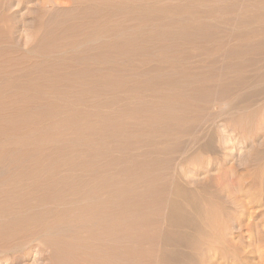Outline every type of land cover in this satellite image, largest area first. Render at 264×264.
<instances>
[{"label":"rangeland","instance_id":"374dc122","mask_svg":"<svg viewBox=\"0 0 264 264\" xmlns=\"http://www.w3.org/2000/svg\"><path fill=\"white\" fill-rule=\"evenodd\" d=\"M262 149L264 0H0V264L121 263L176 177L240 179L215 259L264 264Z\"/></svg>","mask_w":264,"mask_h":264},{"label":"bare ground","instance_id":"6f19581e","mask_svg":"<svg viewBox=\"0 0 264 264\" xmlns=\"http://www.w3.org/2000/svg\"><path fill=\"white\" fill-rule=\"evenodd\" d=\"M254 76V75H253ZM252 77V76H251ZM257 78V77H256ZM262 78V77H261ZM252 79V78H251ZM255 80V78H253ZM246 84V83H245ZM250 86V85H249ZM250 88V87H249ZM242 89V88H241ZM253 89V88H252ZM250 92L252 90H249ZM239 92V91H238ZM261 92V91H259ZM256 93V91H255ZM244 95V94H243ZM257 95V94H256ZM259 95V94H258ZM253 96V95H251ZM255 96V95H254ZM248 97V96H247ZM231 102V101H230ZM242 103V102H241ZM246 103V102H245ZM249 103V102H247ZM263 104V103H262ZM243 106V104H242ZM251 114V113H250ZM208 115V114H207ZM210 115V114H209ZM253 115V114H252ZM251 115H247V117ZM215 117V116H214ZM241 117V116H240ZM245 117V116H244ZM242 117V118H244ZM246 117V118H247ZM263 117V116H262ZM198 120V118H195V120ZM231 119V118H230ZM251 119V118H250ZM212 120V119H211ZM240 120V118H239ZM242 120V119H241ZM246 121V119H244ZM209 121V120H208ZM207 121V122H208ZM232 121V119H231ZM249 121V120H248ZM212 123V121H210ZM209 123V122H208ZM223 123V122H222ZM232 123V122H231ZM230 123V124H231ZM250 123V122H249ZM255 123V122H253ZM252 123V124H253ZM227 124V123H226ZM256 124V123H255ZM260 124V123H258ZM243 125V123H242ZM241 125V126H242ZM246 125V123H245ZM244 125V126H245ZM248 125V124H247ZM246 125V126H247ZM251 125V124H250ZM208 126V125H207ZM233 126V124H232ZM254 126V124H253ZM252 126V127H253ZM201 127V126H200ZM205 127V126H204ZM234 127V126H233ZM252 127H249L251 129H254ZM197 128V127H196ZM214 128V127H213ZM231 128V127H230ZM243 128V127H242ZM247 128V127H246ZM245 128V129H246ZM248 128V129H249ZM195 129V128H194ZM208 129V128H207ZM200 130V129H199ZM206 130V129H204ZM203 130V131H204ZM211 130V129H210ZM244 130V129H242ZM255 130V129H254ZM198 131V130H197ZM209 131V130H208ZM253 131V130H252ZM258 131V130H257ZM196 132V130H195ZM237 132V131H236ZM235 132V133H236ZM244 132V131H243ZM203 133V132H201ZM246 133V132H245ZM251 133V132H250ZM249 133V134H250ZM258 133V132H257ZM237 134V133H236ZM244 134V133H243ZM253 134V133H252ZM247 135V134H246ZM251 135V134H250ZM242 136V135H241ZM254 136V135H253ZM199 137V135H198ZM243 137V136H242ZM247 137V136H246ZM216 138V137H215ZM240 138V137H239ZM244 138V137H243ZM250 139V138H249ZM248 139V140H249ZM254 139V138H253ZM197 140V139H195ZM194 140V141H195ZM203 140V139H202ZM212 140V139H211ZM214 140V139H213ZM208 141H210V139H208ZM206 142L203 146L200 147L201 150H204L206 152L211 153L210 151L213 152V154L216 152L218 154L217 148H213L212 145H214L213 143L210 142ZM250 141V140H249ZM200 142V141H198ZM248 142V141H247ZM202 144V143H201ZM212 144V145H211ZM192 146V145H191ZM219 147V146H218ZM195 148V147H194ZM255 148V147H254ZM198 149V151L200 150ZM220 149V148H219ZM255 150V149H254ZM260 150V149H259ZM263 150V149H262ZM257 151V150H255ZM264 151V150H263ZM262 151V152H263ZM193 152V151H192ZM201 152V151H200ZM261 152V150H260ZM195 153V152H194ZM198 153V152H197ZM196 153V155H197ZM215 153V154H216ZM186 154V153H185ZM191 154V153H190ZM216 154V157H217ZM257 154V152H256ZM255 154V155H256ZM184 155V154H183ZM189 155V154H188ZM211 155V154H210ZM254 155V156H255ZM261 155V154H260ZM260 155H258L260 157ZM263 155V154H262ZM219 156V154H218ZM264 156V155H263ZM190 157V156H189ZM188 157V158H189ZM221 156H219L220 159ZM257 157V155H256ZM253 157V158H256ZM262 157V156H261ZM192 158V157H191ZM197 158V157H196ZM215 158V157H214ZM194 159V158H193ZM252 159V158H250ZM257 159V158H256ZM259 159V158H258ZM213 160V159H212ZM253 161V160H252ZM215 162V161H214ZM217 166V165H216ZM220 166V165H219ZM225 166V165H224ZM223 166V167H224ZM227 167V166H226ZM225 167V168H226ZM230 167V166H229ZM228 167V168H229ZM227 168V170H228ZM260 169V168H259ZM258 169V170H259ZM221 170V169H220ZM226 170V171H227ZM254 170V169H253ZM217 171V170H216ZM221 171H225V170H221ZM225 171V172H226ZM154 172V171H151ZM150 172V173H151ZM218 172V171H217ZM231 173V171H229ZM158 173V172H157ZM220 175L222 174V172H218ZM227 173V172H226ZM255 173H256V169H255ZM254 173V174H255ZM155 174V173H154ZM224 174V173H223ZM161 175V173H160ZM164 176L166 175L163 174ZM162 175V176H163ZM218 175V174H217ZM225 175V174H224ZM233 175V174H232ZM151 176L152 175H148ZM157 176V175H156ZM161 176V177H162ZM178 176V175H177ZM223 176V175H222ZM221 176V177H222ZM228 176V175H226ZM150 177V178H151ZM155 177V176H154ZM179 177V176H178ZM159 178V177H158ZM167 178V177H166ZM165 178V180H166ZM214 178V177H213ZM220 178V177H219ZM226 177H224L225 180ZM153 179V178H152ZM160 179V178H159ZM159 179H157L159 181ZM170 179V178H168ZM146 180V179H145ZM155 180V179H154ZM171 180V179H170ZM223 180V183H225ZM228 182L224 185L225 187L222 188L224 191H222L225 194V199L221 200V189L219 190L218 188H216V185L218 183V181L214 182L211 184L210 181H208L207 183H204L198 187L195 188H189L185 185H183V183H181L179 181V179L174 178V180H172V186H170V191L168 193V195H164V209L163 207L161 208L162 211H164V215L161 216L163 218V221L161 222V219L159 217V221L156 220V222H158L160 224L157 225V223H155V226L151 228L150 226H144V229L141 230V234L139 235L138 233V238L136 236H134L133 238L136 239V244L132 245L133 246H129L125 247L123 251H117L119 254L121 253V255L116 254L119 256H122V259H125V261L121 262V263H117V264H219L220 262L217 261V259H215V256L217 255L218 251L217 248L220 246V243H227L228 239L224 237L223 232L227 229L228 225H227V216L229 215V213H231L232 211H236V210H241V208L243 207V203L240 201L239 199V194L242 193L243 191V182L241 183L240 179H233V178H227ZM152 181V180H151ZM161 181V180H160ZM164 181V180H163ZM214 181V180H213ZM154 182V181H152ZM167 182V181H166ZM169 182V180H168ZM167 182V183H168ZM151 183V182H148ZM222 183V182H221ZM261 183V182H259ZM152 184V183H151ZM161 184V183H160ZM158 184L157 186L160 187L161 185ZM164 184V183H163ZM162 184V185H163ZM215 186H214V185ZM220 184V183H219ZM254 184V183H252ZM153 185V184H152ZM155 185V184H154ZM263 185V184H262ZM218 186V185H217ZM223 185H220L219 187L221 188ZM163 187H165L163 185ZM168 187V186H167ZM148 189V188H147ZM157 189V188H156ZM165 189V188H164ZM162 189V190H164ZM146 190V188H145ZM149 190V189H148ZM161 190V189H160ZM168 188L166 189L167 192ZM152 191V190H151ZM154 191V190H153ZM146 192V191H145ZM150 192V191H148ZM159 192V191H157ZM156 193V191H155ZM146 194V193H145ZM149 194V193H148ZM162 194V193H161ZM165 194V192H164ZM151 195V194H150ZM149 195V198H150ZM153 195V194H152ZM151 195V196H152ZM160 195V194H159ZM163 195V194H162ZM159 197V196H158ZM166 197V199H165ZM223 197V196H222ZM152 198V197H151ZM157 198V197H156ZM163 198V197H162ZM223 199V198H222ZM146 200V199H145ZM149 200V199H147ZM146 200V201H147ZM163 201V199H161ZM153 201V200H152ZM150 200V202H152ZM154 201H156V199H154ZM211 202L214 204H216L214 207H216L215 209H211L210 208V204ZM144 203H147L144 201ZM149 203V202H148ZM147 203V204H148ZM155 203V202H154ZM159 203V201H158ZM31 204V203H30ZM151 204V203H150ZM153 204V203H152ZM163 204H160L163 206ZM23 206V205H22ZM145 206V205H144ZM151 206V205H149ZM14 207V206H13ZM148 207V206H147ZM147 207H145L146 209H148ZM20 208V207H19ZM18 208V209H19ZM26 208V206L24 207ZM43 208V207H42ZM144 208V207H143ZM152 208V207H151ZM14 209V208H13ZM22 209V207L20 208ZM19 209V210H20ZM40 209V208H39ZM155 209V208H154ZM160 209V210H161ZM143 210V209H142ZM145 210V209H144ZM151 212V209H148ZM42 211V210H41ZM155 211V210H154ZM14 212V211H13ZM39 212V211H38ZM43 212V211H42ZM106 212V211H105ZM161 212V211H160ZM44 213V212H43ZM143 213L146 214L144 211ZM157 213V212H156ZM163 213V212H162ZM102 214V213H101ZM153 214V212H152ZM159 214V213H157ZM13 215V214H12ZM44 215V214H43ZM102 216V215H101ZM104 216V214H103ZM106 216V215H105ZM109 216V215H108ZM160 216V214H159ZM35 217L37 218V215H35ZM107 217V216H106ZM154 217V215H153ZM158 217V216H157ZM110 218V217H109ZM146 219H148L147 217H144ZM156 218V217H154ZM153 218V219H154ZM106 219V218H105ZM151 219V218H150ZM34 220V219H33ZM109 220V219H108ZM144 220V219H143ZM35 221V220H34ZM141 221V220H140ZM145 221V220H144ZM147 221V220H146ZM33 222V221H32ZM47 222V221H46ZM105 222V221H104ZM107 222V221H106ZM105 222V223H106ZM148 222V221H147ZM161 222V223H160ZM30 223V222H29ZM36 222H34L35 224ZM139 223V222H138ZM142 223V222H141ZM150 223V220H149ZM154 223V222H153ZM32 224V223H31ZM48 224V223H47ZM145 224V222H144ZM33 225V224H32ZM139 225V224H138ZM141 225V224H140ZM149 225V224H148ZM18 226V225H17ZM16 226V227H17ZM22 226V225H21ZM27 226V225H26ZM25 226V227H26ZM30 226V225H29ZM60 226V225H59ZM83 226V225H82ZM95 226V225H94ZM127 226V225H126ZM3 227V226H2ZM40 227V226H39ZM43 227V226H42ZM89 227V226H88ZM35 228V227H34ZM33 228V229H34ZM51 228V227H50ZM78 228V227H76ZM90 228V227H89ZM93 230H97L95 229L96 227H93ZM116 228V226H115ZM121 228V227H120ZM124 227H122L121 229H123ZM142 228V227H141ZM139 228V229H141ZM11 229V228H10ZM9 229V230H10ZM20 229V228H19ZM38 229V228H37ZM41 229V228H40ZM48 229V228H47ZM53 229V228H52ZM104 230H106L107 228H104ZM100 227V231L103 230ZM125 229V228H124ZM1 230V229H0ZM6 228L2 231H5ZM8 230V229H7ZM6 230V231H7ZM18 230V229H17ZM16 230V231H17ZM23 230V229H21ZM45 230V229H44ZM64 230V229H63ZM88 230V229H87ZM92 230V231H93ZM109 230V229H107ZM131 229H127V231L130 232ZM134 229H132V233ZM138 230V229H137ZM30 231V230H29ZM28 231V232H29ZM49 231V230H48ZM54 231V230H53ZM59 231V230H58ZM66 231V230H65ZM76 231V230H75ZM80 231V230H79ZM94 231V233H96ZM111 231V230H110ZM118 231V230H117ZM123 231V230H122ZM121 231V232H122ZM125 231V230H124ZM139 231V230H138ZM10 232V231H9ZM23 232V231H21ZM27 232V231H25ZM70 232V231H69ZM82 232V231H81ZM80 232V233H81ZM90 232V231H89ZM89 232L88 235H89ZM102 232V231H101ZM17 233H20V231H18ZM42 234V232H39ZM71 233V232H70ZM69 233V234H70ZM86 233V234H87ZM93 233V234H94ZM100 233V232H99ZM98 233V234H99ZM103 233V232H102ZM105 233V232H104ZM107 233V232H106ZM110 233V232H109ZM120 233V232H118ZM123 233V232H122ZM22 234V233H21ZM24 234V233H23ZM29 234V233H28ZM27 234V235H28ZM38 234V233H37ZM78 233L75 234V236ZM97 234V233H96ZM121 234V233H120ZM136 234V233H135ZM8 235V234H6ZM36 235V233H35ZM61 235V234H60ZM66 235V233H65ZM64 235V236H65ZM68 235V234H67ZM66 235V236H67ZM91 235V234H90ZM103 235V234H100ZM108 235V234H107ZM106 235V236H107ZM124 235V234H123ZM132 235V234H130ZM2 236V235H1ZM24 237V235H22ZM30 236V235H28ZM80 236V235H79ZM97 236V235H96ZM122 236V235H121ZM127 236V234H126ZM5 237V234H4ZM3 237V239H4ZM13 237V236H12ZM31 237V236H30ZM34 237V236H33ZM52 237V236H51ZM61 237H63L61 235ZM71 237V236H70ZM78 237V236H77ZM94 237V236H90ZM100 236H97V238H99ZM116 237V236H115ZM118 237V236H117ZM123 237V236H122ZM132 237V236H131ZM136 237V238H135ZM8 237H6L7 239ZM69 238V237H68ZM65 239L64 237V241L68 240ZM76 238V237H75ZM79 238V237H78ZM80 238H83L80 237ZM96 238V237H95ZM104 238V237H103ZM110 238V237H109ZM120 238V237H119ZM127 238V237H126ZM13 239V238H12ZM38 239V238H37ZM71 240L73 239L72 237L70 238ZM69 239V240H70ZM77 239V238H76ZM94 239V238H91ZM102 239V238H101ZM121 239V238H120ZM124 239V238H122ZM129 239V237H128ZM48 240V239H47ZM63 240V239H62ZM70 240V241H71ZM74 240V239H73ZM87 240V239H86ZM85 240V241H86ZM89 240V239H88ZM95 240V239H94ZM93 240V242H94ZM97 240V239H96ZM119 240V239H118ZM117 240V241H118ZM130 240V239H129ZM133 240V239H132ZM79 241V239L77 240ZM84 241V239H83ZM90 241V240H89ZM115 241V240H114ZM128 241V240H127ZM4 242V241H3ZM72 242V241H71ZM82 242V241H81ZM126 242V241H125ZM9 243V242H8ZM59 243V242H58ZM68 243V242H67ZM97 243V242H96ZM100 243V242H99ZM118 243V242H117ZM127 243V242H126ZM129 243V242H128ZM134 243V242H133ZM4 244V243H3ZM43 244V243H42ZM56 244V243H55ZM72 244V243H71ZM83 244V243H81ZM87 244V243H86ZM102 244V243H101ZM100 244V245H101ZM125 244V243H124ZM130 244V243H129ZM6 245V244H5ZM59 245V244H58ZM79 246V244H77ZM85 245V244H84ZM98 245V244H97ZM109 245V244H108ZM119 246H123L121 244H117ZM19 246V245H18ZM68 246V245H67ZM70 246V244H69ZM75 246V244H74ZM102 246V245H101ZM126 246V245H125ZM20 247V246H19ZM60 247V246H59ZM87 247V246H86ZM93 247V246H92ZM109 247V246H108ZM106 247V248H108ZM116 247V246H115ZM8 248V247H7ZM18 248V247H17ZM16 248V249H17ZM53 248V247H52ZM55 248V247H54ZM68 248V247H66ZM75 248V247H74ZM73 248V249H74ZM95 248V247H94ZM118 249V246L116 247ZM116 248H113L116 249ZM9 249V248H8ZM116 249V250H117ZM121 249V248H120ZM232 251H235V247L231 248ZM63 250V248H62ZM94 250V249H93ZM105 250V249H103ZM108 250V249H106ZM116 250L112 253L114 255V253H116ZM218 250H222L221 247L218 248ZM64 251V250H63ZM75 251V250H74ZM89 252V251H88ZM49 253V252H48ZM68 253V251H67ZM70 253V252H69ZM71 253H75V252H71ZM87 253V252H86ZM90 253V252H89ZM95 253V252H94ZM93 253V254H94ZM220 255H221V251H219ZM227 252L224 253V255ZM11 254V253H10ZM91 254V253H90ZM12 255V254H11ZM21 255V254H20ZM19 255V256H20ZM74 255V254H73ZM72 255V256H73ZM77 255V254H76ZM79 255V254H78ZM113 255H109L111 257H113ZM14 256V255H13ZM49 256V255H48ZM52 256V255H51ZM95 256V255H94ZM10 257V256H9ZM70 257V256H69ZM117 257V258H118ZM221 257L223 258V256L221 255ZM11 258V257H10ZM48 258V257H47ZM58 258V257H57ZM61 258V257H59ZM58 258V259H59ZM64 258V257H63ZM115 258V257H114ZM78 259V258H76ZM81 259V258H80ZM86 259V258H85ZM88 259V258H87ZM121 259V257L119 258ZM121 259V261H122ZM47 260V259H46ZM64 260V259H62ZM72 260V259H71ZM92 260V258H91ZM110 260V259H109ZM42 261V260H41ZM60 261V260H59ZM75 261V260H74ZM115 260L113 259V262ZM53 262V261H52ZM67 262H69L67 260ZM77 263V261H75ZM109 262V261H108ZM116 262V261H115ZM118 262V261H117ZM120 262V261H119ZM44 263V262H43ZM79 263V262H78ZM110 263H112L110 261ZM46 264V262H45ZM65 264V263H64ZM71 264V263H70ZM74 264V263H73ZM82 264V263H81ZM93 264V263H92Z\"/></svg>","mask_w":264,"mask_h":264}]
</instances>
